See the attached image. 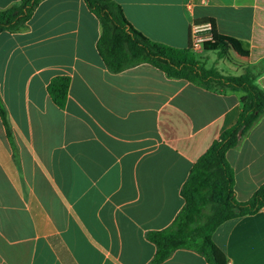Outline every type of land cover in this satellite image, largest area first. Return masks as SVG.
<instances>
[{"label": "crops", "instance_id": "0c3cea01", "mask_svg": "<svg viewBox=\"0 0 264 264\" xmlns=\"http://www.w3.org/2000/svg\"><path fill=\"white\" fill-rule=\"evenodd\" d=\"M21 0H0L5 10ZM148 40L189 47L192 23L211 22L226 54L193 52L225 76L250 70L264 91V0H112ZM191 5V10L186 9ZM98 20L83 0H43L26 30L0 34V264H150L149 232L171 225L182 185L222 130L235 124L240 92L208 91L148 64L110 73L96 50ZM199 54V59L197 55ZM209 69V68H207ZM69 77L65 107L47 93ZM226 159L234 195L264 183V113ZM228 264H264V208L212 235ZM161 264H207L176 250Z\"/></svg>", "mask_w": 264, "mask_h": 264}, {"label": "trees", "instance_id": "16d2710c", "mask_svg": "<svg viewBox=\"0 0 264 264\" xmlns=\"http://www.w3.org/2000/svg\"><path fill=\"white\" fill-rule=\"evenodd\" d=\"M42 1L21 0L8 9H0V34L25 31L26 23ZM83 1L99 22L96 50L108 72L116 74L148 64L169 79L185 80L208 91L242 93L235 124L222 130L218 139L194 163L182 185L180 196L184 205L180 212L170 226L147 234L148 241L156 248L150 264H161L181 249L199 254L207 264H228L225 255L214 245L212 235L223 223L253 216L263 209L264 183L248 201L238 202L233 190L234 172L226 154L264 113V91L255 85L248 69L240 76H225L215 68H205L189 47L177 49L148 40L129 25L119 5L112 0ZM222 42L230 44L238 55L246 56L237 41L220 37L213 31V45L218 47L220 57L226 54ZM69 84V77H55L47 86L51 101L60 109L65 107ZM0 120L12 144L1 98Z\"/></svg>", "mask_w": 264, "mask_h": 264}, {"label": "built area", "instance_id": "2783aa9c", "mask_svg": "<svg viewBox=\"0 0 264 264\" xmlns=\"http://www.w3.org/2000/svg\"><path fill=\"white\" fill-rule=\"evenodd\" d=\"M186 9L191 10V5ZM213 25L211 22L192 23L189 31V48L192 52L198 51L207 44H213Z\"/></svg>", "mask_w": 264, "mask_h": 264}, {"label": "rangeland", "instance_id": "374dc122", "mask_svg": "<svg viewBox=\"0 0 264 264\" xmlns=\"http://www.w3.org/2000/svg\"><path fill=\"white\" fill-rule=\"evenodd\" d=\"M199 59V54L196 56ZM216 60V54L214 52H210V58L207 62V68H211L213 66V61Z\"/></svg>", "mask_w": 264, "mask_h": 264}]
</instances>
